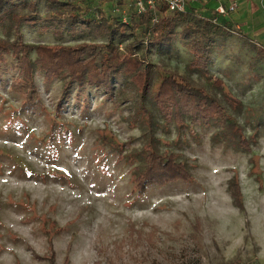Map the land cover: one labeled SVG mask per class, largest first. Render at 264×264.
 <instances>
[{
    "label": "rangeland",
    "instance_id": "1",
    "mask_svg": "<svg viewBox=\"0 0 264 264\" xmlns=\"http://www.w3.org/2000/svg\"><path fill=\"white\" fill-rule=\"evenodd\" d=\"M99 4L111 12L109 2ZM238 32L211 51L210 73L228 98L187 70L191 58L180 44L147 54L149 63L203 88L238 128L215 120L195 125L193 135L155 129L153 137L169 144L159 151L186 158L192 181L142 195L126 163L148 140L137 96L117 90L113 101L96 92L82 105L75 88L60 102L63 83L36 73L42 109L28 112L10 89L16 73L8 57L0 82V264H264V59ZM22 33L27 43H57ZM64 37L60 43L78 42ZM240 134H254L250 153L239 150ZM234 180L243 208L228 186Z\"/></svg>",
    "mask_w": 264,
    "mask_h": 264
},
{
    "label": "trees",
    "instance_id": "2",
    "mask_svg": "<svg viewBox=\"0 0 264 264\" xmlns=\"http://www.w3.org/2000/svg\"><path fill=\"white\" fill-rule=\"evenodd\" d=\"M99 1L0 0V82L2 67L8 65L10 57L13 61L10 69L16 73L10 80V89L21 96L20 108L32 113L42 109L34 82L36 73L42 74L46 82L63 83L60 102L67 100L75 88V98L82 105L96 92L113 101L117 90L130 92L132 97L137 96L136 118L145 127L148 139L140 151L126 156V163L132 166L135 191L142 195L150 187L192 181L187 159L168 149L160 152L159 144L167 147L169 144L154 138L153 131L158 129L168 135L172 125L177 131L186 129L193 135L197 124L208 125L217 120L236 129L237 124L203 88H196L188 78L166 70L161 64L149 63L147 54L153 48L170 51L175 43L180 44L191 58L187 70L198 73L228 98L230 93H225L224 82L210 73L211 51L217 47V41L220 47L225 39L238 32L219 19L217 23L212 22L216 7L205 14L200 4H194L178 13L170 12L164 3L158 2L156 22L152 23V11L137 14L132 3L105 0L111 8L106 15L99 4L103 0ZM24 29L49 35L57 43H27ZM65 35L78 42L60 43ZM86 36L104 41L87 42ZM243 41L258 58L264 59V50L252 41L250 44ZM117 83H120L119 89ZM236 142L240 151L250 153L255 136L252 134L247 139L240 134ZM228 186L237 207L243 208L238 183L230 181Z\"/></svg>",
    "mask_w": 264,
    "mask_h": 264
},
{
    "label": "crops",
    "instance_id": "3",
    "mask_svg": "<svg viewBox=\"0 0 264 264\" xmlns=\"http://www.w3.org/2000/svg\"><path fill=\"white\" fill-rule=\"evenodd\" d=\"M233 2L236 3V9L228 11L224 17L219 16V21L227 23V26L237 32L240 31L246 42L255 41L264 46V0H208L200 5L203 7L202 12L209 14L211 9L219 5L228 8Z\"/></svg>",
    "mask_w": 264,
    "mask_h": 264
},
{
    "label": "built area",
    "instance_id": "4",
    "mask_svg": "<svg viewBox=\"0 0 264 264\" xmlns=\"http://www.w3.org/2000/svg\"><path fill=\"white\" fill-rule=\"evenodd\" d=\"M124 1L132 3L133 8L137 12V14H141L145 11H150V12L152 11L153 16H152L151 22L155 23L156 22V15H155L156 8H155V6L158 2L164 3L170 12L182 13L190 5L203 4L207 0H124ZM260 1H263V0H260ZM234 9H236V3H234V2L230 3L228 8H225L222 5L217 6L215 9V15L216 16L212 19V22L217 23L219 16L224 17L228 14V11H233ZM252 44L254 46L264 50V46H262L258 42L252 41Z\"/></svg>",
    "mask_w": 264,
    "mask_h": 264
}]
</instances>
